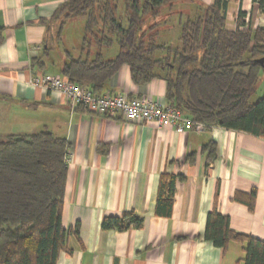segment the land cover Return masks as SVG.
Here are the masks:
<instances>
[{
    "label": "crops",
    "instance_id": "crops-1",
    "mask_svg": "<svg viewBox=\"0 0 264 264\" xmlns=\"http://www.w3.org/2000/svg\"><path fill=\"white\" fill-rule=\"evenodd\" d=\"M68 1L0 0V137L48 131L69 144L62 223L70 251L61 253L58 264H243V244L223 250L205 241L204 233L216 209L230 218L233 231L264 241V139L220 127L180 134L172 127L101 116L33 86L37 76H61L68 53L85 57L66 31L80 25L83 42L85 21L58 18ZM214 3L182 0L179 8L194 15ZM240 12L247 25L264 29L257 2L231 0L229 30L238 29ZM113 48L103 52L106 59L118 53ZM166 93L164 80L137 86L123 67L101 94L167 105ZM163 174L177 178L170 216L157 206ZM252 191L255 206L249 210L235 197ZM130 213L142 218L141 228H102L106 217Z\"/></svg>",
    "mask_w": 264,
    "mask_h": 264
},
{
    "label": "trees",
    "instance_id": "trees-1",
    "mask_svg": "<svg viewBox=\"0 0 264 264\" xmlns=\"http://www.w3.org/2000/svg\"><path fill=\"white\" fill-rule=\"evenodd\" d=\"M181 1L69 0L58 18H83L85 57L68 53L61 77L101 94L128 67L137 86L164 80L167 105L194 122L264 139V95L252 101L264 76V29L247 25L240 12L238 29L229 30L231 0H215L194 15L177 10ZM254 1L264 12V0ZM112 47L118 53L106 59L103 52ZM68 150L66 139L48 131L0 137V264H58L61 253L70 251L62 223ZM176 182L161 176L162 215L171 214ZM255 198L252 191L235 200L253 210ZM142 224L130 213L106 217L102 228L125 232ZM204 240L223 250L241 243L243 264H264V241L233 231L230 218L216 209L208 215Z\"/></svg>",
    "mask_w": 264,
    "mask_h": 264
},
{
    "label": "built area",
    "instance_id": "built-area-1",
    "mask_svg": "<svg viewBox=\"0 0 264 264\" xmlns=\"http://www.w3.org/2000/svg\"><path fill=\"white\" fill-rule=\"evenodd\" d=\"M32 85L58 92L67 98L73 108L80 107L101 116H122L128 122L154 124L158 129L172 127L180 134L188 131L201 133L207 127L194 122L174 107L147 98H129L124 94H98L61 76H37Z\"/></svg>",
    "mask_w": 264,
    "mask_h": 264
},
{
    "label": "rangeland",
    "instance_id": "rangeland-1",
    "mask_svg": "<svg viewBox=\"0 0 264 264\" xmlns=\"http://www.w3.org/2000/svg\"><path fill=\"white\" fill-rule=\"evenodd\" d=\"M176 8H178V7H176ZM177 10H180V8H178ZM76 19L83 20V18H76ZM83 22H84V20H83ZM66 31L69 33V36L72 39H74L75 41H77L79 43L78 49H75V50L79 51V49H80V51H81L82 42L80 40V35H82V33H83L82 27L80 25H78V24H74L73 23V25L68 27V29ZM170 35L174 37L173 40L177 39V36L179 35L178 28L172 29V31L170 32ZM116 49H117V47L113 48V50H116ZM263 95H264V76L262 78V81H261V84H260V87H259L257 93L252 97V101L253 102L257 101ZM1 137H4V136H1Z\"/></svg>",
    "mask_w": 264,
    "mask_h": 264
},
{
    "label": "water",
    "instance_id": "water-1",
    "mask_svg": "<svg viewBox=\"0 0 264 264\" xmlns=\"http://www.w3.org/2000/svg\"><path fill=\"white\" fill-rule=\"evenodd\" d=\"M259 62H260L262 65H264V59L259 60Z\"/></svg>",
    "mask_w": 264,
    "mask_h": 264
}]
</instances>
